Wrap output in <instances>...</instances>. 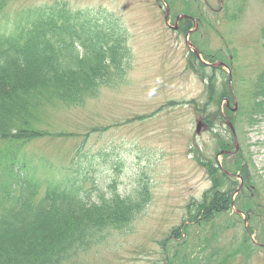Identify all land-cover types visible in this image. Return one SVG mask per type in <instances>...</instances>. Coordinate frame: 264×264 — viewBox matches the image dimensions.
I'll return each mask as SVG.
<instances>
[{
  "label": "rangeland",
  "instance_id": "374dc122",
  "mask_svg": "<svg viewBox=\"0 0 264 264\" xmlns=\"http://www.w3.org/2000/svg\"><path fill=\"white\" fill-rule=\"evenodd\" d=\"M2 1L1 30L11 31L14 22L35 8H65L106 30L112 26L123 32L131 53L117 86L101 87L82 104L44 107L37 127L47 136L21 146L0 140V168L14 156L23 167H13L14 174L27 170L59 185L74 180L88 202H98L100 194L110 196L113 182L121 196L149 189L150 200L130 227L106 232L64 264H264V117L248 126L239 113L248 86L264 69V0H199L195 42L202 51L219 50L225 59L222 68L231 76V101L206 111L196 107L205 102L211 66L204 68L205 80L189 69L191 48L186 34L178 31L180 9L191 0ZM239 5L241 11L236 10ZM215 78L221 86V71ZM212 112L220 120L209 128L205 119H212ZM214 133L231 142V154H220ZM202 159L221 166L239 161L243 173L235 175L238 192L231 210L197 225L185 216L187 204L200 200L211 186L198 163ZM241 189L254 203L253 214L238 211ZM178 226L183 228L180 237L170 236Z\"/></svg>",
  "mask_w": 264,
  "mask_h": 264
},
{
  "label": "trees",
  "instance_id": "16d2710c",
  "mask_svg": "<svg viewBox=\"0 0 264 264\" xmlns=\"http://www.w3.org/2000/svg\"><path fill=\"white\" fill-rule=\"evenodd\" d=\"M198 3H184L179 13L200 25ZM3 4L0 0V13ZM241 6L236 10L241 11ZM227 7L224 5L225 11ZM91 21L65 8L42 7L10 24L11 31L0 29V140L21 146L47 136L46 130L37 127L44 107L55 102L82 104L96 97L101 87H114L124 80L131 56L125 34ZM193 27L192 19L185 17L180 19L178 31L186 34ZM199 35L198 30L192 32L190 41L197 44ZM197 47L209 63H224L219 50L208 52ZM206 66L190 53L188 67L201 80L206 79ZM217 71L224 78L221 86L216 83ZM224 99L231 101L228 75L221 66L211 67L205 102L196 109L218 107ZM245 100L239 113L248 126L257 125L264 117V69L248 86ZM211 116L205 119L209 128L216 118L220 120L218 112ZM214 134L219 150L229 151L231 142ZM13 157L8 166L0 168V264H64L80 250L97 244L106 232L130 227L150 200L146 186L121 196L113 182L110 196L100 194L98 202H88L83 186H77L74 180L59 185L39 180L27 170L14 174L13 167H23ZM198 163L206 170L211 186L200 200L187 204L185 221L206 225L231 210L238 188L234 175L242 174L243 169L239 161L221 167L209 159ZM236 198L239 212L254 213V203L246 190L241 189ZM182 229L175 227L170 236L180 237ZM247 232L251 230H245V239L249 238Z\"/></svg>",
  "mask_w": 264,
  "mask_h": 264
},
{
  "label": "water",
  "instance_id": "95a60500",
  "mask_svg": "<svg viewBox=\"0 0 264 264\" xmlns=\"http://www.w3.org/2000/svg\"><path fill=\"white\" fill-rule=\"evenodd\" d=\"M167 16H168V8H166V10H165L164 18L167 19ZM177 19H178V18H177ZM195 29H196V27H195ZM190 31H192V30H190ZM190 31H189V32H190ZM187 44H188V46L191 47L190 42L187 41ZM192 51H193V53H194L199 59H201V56H200L198 50L193 49ZM202 62H204V61H202ZM204 63H205V64H208L207 62H204ZM217 65H223V64H222V63H216V64H214L213 66H217ZM230 79H231V76L229 75V81H230ZM233 110H236V108L233 109ZM226 124L230 127V129L232 130V133L235 135V129H234L233 125L230 124V122H228V120H226ZM199 126H200V123H198L197 126H196V132L199 131ZM222 153H224V152H222Z\"/></svg>",
  "mask_w": 264,
  "mask_h": 264
}]
</instances>
